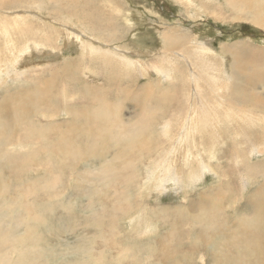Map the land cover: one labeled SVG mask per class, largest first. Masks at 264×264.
I'll list each match as a JSON object with an SVG mask.
<instances>
[{
	"label": "rangeland",
	"instance_id": "1",
	"mask_svg": "<svg viewBox=\"0 0 264 264\" xmlns=\"http://www.w3.org/2000/svg\"><path fill=\"white\" fill-rule=\"evenodd\" d=\"M51 1L0 0V264H264V0ZM35 32L45 47L15 58ZM168 34L179 35L172 48ZM196 42L211 43L207 56L226 73L216 84L230 117L209 103L203 116L193 82L205 79L207 99L212 81ZM199 158L207 171L188 179ZM166 159L183 181L163 191ZM213 200L218 210L201 218ZM223 211L242 230L234 250L225 221L214 229ZM247 215L261 231L239 223Z\"/></svg>",
	"mask_w": 264,
	"mask_h": 264
},
{
	"label": "bare ground",
	"instance_id": "2",
	"mask_svg": "<svg viewBox=\"0 0 264 264\" xmlns=\"http://www.w3.org/2000/svg\"><path fill=\"white\" fill-rule=\"evenodd\" d=\"M51 1V0H50ZM44 2H46V1H44ZM52 2V1H51ZM70 3V2H69ZM77 3H75V5H76ZM46 6V5H45ZM72 8V7H71ZM44 11V10H43ZM57 11V10H56ZM72 11V10H71ZM254 11V10H253ZM259 11V10H258ZM257 11V12H258ZM77 12V11H76ZM54 13V12H53ZM62 13V12H61ZM72 13V12H71ZM74 13V12H73ZM58 14V13H57ZM248 14H250V13H248ZM263 14V12L262 11H259V15H262ZM72 15V14H71ZM75 15V14H74ZM264 15V14H263ZM65 16V15H64ZM253 16V15H252ZM60 17L63 19V15L61 14L60 15ZM67 18V17H66ZM71 18V17H70ZM249 18V17H248ZM253 18H254V16H253ZM48 19V18H47ZM259 19V18H258ZM264 19V17H262V19L261 20H263ZM12 22H10V24L5 28V30H4V37L6 38V40H7V42H9V41H11L12 40V37H11V33H10V29H12V28H14L15 27V25L18 23V19H12L11 20ZM52 21H54V20H52ZM64 21H68L67 19L66 20H64ZM31 22H33L34 23V21H33V19H31ZM257 22V21H256ZM60 24L57 20L54 22V24ZM260 23V22H259ZM258 23V24H259ZM262 25V24H261ZM31 26V25H30ZM77 26H80V25H77ZM259 27V26H258ZM52 28H53V30H51V34H56L57 36H58V38L60 39L61 38V36H62V30H59V29H57L55 26H53L52 25ZM66 27H64V29H65ZM262 28H263V26H262ZM18 29V24H17V26L14 28V30H17ZM32 29V28H31ZM67 30H71V29H69V28H66ZM264 29V28H263ZM88 31H90L92 34H91V36L92 37H94V38H97V39H99L100 41H102V42H104V43H107L108 45H111L112 43H114L113 42V40L112 39H105V38H98L97 37V35L93 32V30H88ZM114 32V31H113ZM112 32V33H113ZM173 33V32H172ZM174 33H175V31H174ZM177 33V32H176ZM38 34H39V32H35L34 33V36H35V38H33V39H28L27 37H25V39H24V42H23V44H24V49L25 50H22V51H19V49H17V52H14V56H15V58H18V59H21V55H24V53L25 54H27V52L26 51H29V53H31V51L32 50H35V49H37V48H39L40 50H42L45 46L42 44V43H40V42H38L37 41V39H36V37H39L38 36ZM50 34V35H51ZM169 35V34H168ZM68 37V40L69 41H72L73 43H77L78 44V46L79 47H81L82 49H86V51H90L91 53H98V49L93 45V44H89V45H83L82 43H83V40H82V36H81V34L77 31V30H75V29H72L71 31H68V32H66V34L64 35V38H67ZM178 37H179V35L177 34H170L169 35V37L167 38L168 39V41H167V43H168V46L170 47V48H172V47H174L176 44H177V40H178ZM166 39V40H167ZM22 44V45H23ZM209 43L208 42H196L195 43V46H196V50H195V52L197 53V55H195L196 57H198L199 59H200V61H201V63L205 66V68H204V71H203V74L204 75H206L208 78H209V80L210 81H212L211 82V89H208V90H210L211 92V96H209L207 99H205V95H204V86H205V79H202L199 75H197L198 77H197V79H194V82H193V89H194V91H195V93H196V95L200 98V99H202V102L203 103H201V109H202V113H203V116H208V115H210V108H209V104L210 105H212L213 107H219V108H221L222 109V112H226V111H223V98L220 96V94H219V87H218V85L216 84V83H220L221 84V82H223V84H225L226 83V79H227V77H226V73H224L223 75H221V74H219L217 71H219L218 70V68L216 67V64H214V62H212L211 60H209V56H207V54H208V48H209V46H210V44L208 45ZM194 45V44H193ZM227 47V46H226ZM234 47V46H233ZM238 47V46H237ZM244 47H246V46H244ZM258 47V46H257ZM247 48V47H246ZM227 49V48H226ZM231 49V48H230ZM251 49V48H250ZM253 49V48H252ZM259 49V48H258ZM257 49V50H258ZM57 49H54V52L56 51ZM249 50V49H248ZM254 50H255V48H254ZM46 51H48V50H46ZM116 49L115 48H113V47H110V49L109 50H107V51H105L107 54H108V56H109V58L110 57H114L115 59H121V58H117V55H116ZM233 51V50H232ZM252 51V50H251ZM250 51V52H251ZM256 51V50H255ZM258 51H260V49L258 50ZM253 52V51H252ZM123 54H128V55H131V54H133V55H135V56H137V53H140V51H138V50H136V52H132V53H127V52H122ZM238 53V52H237ZM249 53V52H248ZM257 54H258V52H256ZM82 54H84V51L82 52ZM81 54V55H82ZM250 54V53H249ZM254 53H252V55H253ZM256 54V55H257ZM194 55V54H193ZM237 55V54H236ZM241 55V54H240ZM84 56V55H83ZM254 56V55H253ZM208 57V58H207ZM72 58V57H71ZM252 59V58H251ZM112 60V59H111ZM118 61V60H117ZM125 61V63H126V65L127 64H129V66L130 65H133V66H139V65H141V67L143 66L142 64H141V62L139 61V60H124ZM263 61V60H262ZM261 61V62H262ZM121 63V62H120ZM123 63H121V65H122ZM12 65L13 66H15V65H17V63H12ZM252 65H254V63L252 64ZM220 66V65H219ZM3 67V66H2ZM72 67V62H70L69 63V65L67 66V67H65L63 70L64 71H67V70H69V68H71ZM120 67V66H119ZM145 67V66H144ZM256 67V66H255ZM161 68H163V66H161V65H159V66H156L155 67V69H157V70H160ZM246 68V67H245ZM257 68V67H256ZM152 69V68H151ZM164 69V68H163ZM248 69V68H247ZM1 70H4L3 68L1 69ZM165 70V69H164ZM260 70V69H259ZM144 71V70H143ZM166 71L168 72V74H172V72H171V70L168 68V69H166ZM1 72V71H0ZM148 72V74H150V71H149V69H147V68H145V74L143 73V72H141L142 74L141 75H146V73ZM219 72H223V70L221 69ZM2 73H3V71H2ZM49 73V75H53V72H51V71H49L48 72ZM259 74H261V73H259ZM258 75V74H257ZM222 77H224V78H222ZM205 78V77H204ZM160 83V82H159ZM207 83V82H206ZM41 80L39 79V81H38V86L39 87H41ZM208 85H206L205 87H207ZM240 86V85H239ZM208 94V93H207ZM235 94L236 95H241L243 98L245 97V94L243 93V90H242V88H240V89H238V88H236V91H235ZM261 94V93H260ZM263 95V94H262ZM264 98V97H263ZM225 100H226V98H225ZM245 100H247V99H245L244 98V101ZM209 103V104H208ZM57 104V103H56ZM77 109L79 108V106H78V104H75L74 105ZM245 106V105H244ZM85 109V108H84ZM68 112H70V113H73L74 115H76V116H78V112H75V111H73L71 108H69L68 110H67ZM86 111V110H85ZM81 113V112H80ZM89 113V112H88ZM229 113L230 112H226V116H228V117H230L229 116ZM82 114V113H81ZM241 114H243V113H241ZM249 114V113H248ZM106 115V114H105ZM104 115V116H105ZM222 116H223V114H222ZM225 117V116H224ZM241 117V116H240ZM83 118H85V117H83ZM35 125H36V123H34L33 124V126H32V130H34L35 129ZM44 129V128H43ZM38 131V130H37ZM235 131L236 132H238V133H240L241 131L239 130V129H235ZM33 132V131H32ZM35 133V132H34ZM41 133V132H40ZM37 134V133H36ZM30 135V133L28 134V136ZM41 135V134H40ZM1 142V141H0ZM244 142V144H254V145H251V147H250V149L251 150H253L254 152L256 151V140H254V141H252V140H244L243 141ZM264 144V143H263ZM208 149L210 150V148H211V146L210 145H208ZM213 149V148H212ZM258 149H259V147H258ZM210 152H211V150H210ZM187 154V153H186ZM247 154V153H246ZM173 155H176V152H174L173 154H172V156ZM208 155V154H207ZM209 156V155H208ZM12 158H14V157H12ZM201 158V157H200ZM200 158H199V163H198V165H197V169L196 170H190L189 171V173H188V179H192V178H197V179H201L203 176H202V174H203V172H206L207 171V165H206V163L205 162H203V161H201L200 160ZM15 160V159H14ZM240 160V158H238V157H236L235 159H234V161L236 162V165H237V162ZM263 160V159H262ZM10 161H12V159L10 160ZM16 161V160H15ZM169 168H172V165H171V162H170V160L169 159H166V165H165V168H164V171H163V173H162V178H161V187H159L158 189H161V190H163V191H165L166 190V186H168L170 183H172L171 182V179H172V177H176V178H178V183H182V179L180 178V172L178 171V170H176L175 172H172V173H170V172H168V169ZM263 172V171H262ZM243 173H241V175H242ZM229 178H230V176H231V174H229V175H227ZM247 177V176H246ZM245 179V178H244ZM125 181H127V180H125ZM124 183V182H123ZM127 184V182H125V185ZM228 185L229 184H224L223 186H221V188L223 187V189H221V188H218L217 189V193H219V192H222L223 190H225V187H227V189H228ZM220 189V191H218ZM229 191V190H228ZM226 194V193H225ZM252 196H256V193H254V194H252ZM212 198V196L211 195H207V196H204V197H202V198H200L199 200L201 201V203L203 202V203H206L205 205H207V203L209 202L208 200H210ZM213 199V198H212ZM212 202V206L209 208V209H203V212L201 213V218H205V216H207L210 212H212V211H215V210H218V205L214 202V200L213 201H211ZM128 203L131 205V207H132V204L134 205V202H131L130 200L128 201ZM202 203V204H203ZM198 204V203H197ZM193 205H194V203H193ZM193 205H191V206H193ZM209 205V204H208ZM190 206V205H189ZM201 211H202V209H201ZM122 214V213H121ZM226 215H227V212L226 211H223L221 214H219L217 217H216V219H217V222H218V224L214 227V229H216V230H218V231H221V229H222V221H225L224 220V218L226 217ZM211 218H214V217H211ZM200 219V218H199ZM204 220V219H203ZM205 221V220H204ZM204 221H203V223H202V221H199V227H201V228H204V227H206V225L204 224ZM213 222V221H212ZM216 223V222H215ZM225 223H226V226H225V229H226V231L227 232H229V234H230V236H231V243H232V249L234 250L235 248H237V239H236V234H238V233H240V232H242V230L239 228V227H232L230 224H228L226 221H225ZM239 223L240 224H245V225H249V226H251V227H253L254 228V230H255V232H257V231H261V226H260V223H259V221L258 220H256V219H252L250 216H245V217H243L242 219H239ZM210 233V232H209ZM204 237L206 236V235H203ZM209 236V235H208ZM211 239V238H210ZM253 239H255V240H253ZM248 243L249 244H251V245H253V246H261V248H263L262 247V245H261V241H260V239L259 238H253V237H251L249 240H248ZM237 253H241L240 252V250L237 252ZM87 254V253H86ZM91 255V254H90ZM89 257V256H88ZM230 264H238L237 262H235L233 259H231L230 260V262H229Z\"/></svg>",
	"mask_w": 264,
	"mask_h": 264
},
{
	"label": "crops",
	"instance_id": "3",
	"mask_svg": "<svg viewBox=\"0 0 264 264\" xmlns=\"http://www.w3.org/2000/svg\"><path fill=\"white\" fill-rule=\"evenodd\" d=\"M238 136L241 137V138L243 137V136H240V135H238Z\"/></svg>",
	"mask_w": 264,
	"mask_h": 264
}]
</instances>
